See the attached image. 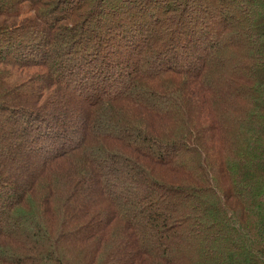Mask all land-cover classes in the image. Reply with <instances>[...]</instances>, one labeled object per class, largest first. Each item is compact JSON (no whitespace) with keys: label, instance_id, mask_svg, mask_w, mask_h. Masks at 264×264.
<instances>
[{"label":"trees","instance_id":"16d2710c","mask_svg":"<svg viewBox=\"0 0 264 264\" xmlns=\"http://www.w3.org/2000/svg\"><path fill=\"white\" fill-rule=\"evenodd\" d=\"M0 264H264V0H0Z\"/></svg>","mask_w":264,"mask_h":264}]
</instances>
